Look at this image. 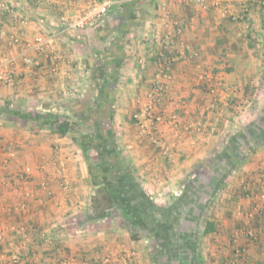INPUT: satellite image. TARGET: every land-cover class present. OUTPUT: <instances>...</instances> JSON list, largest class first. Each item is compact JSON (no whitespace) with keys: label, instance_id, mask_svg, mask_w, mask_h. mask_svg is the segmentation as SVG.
<instances>
[{"label":"crops","instance_id":"obj_1","mask_svg":"<svg viewBox=\"0 0 264 264\" xmlns=\"http://www.w3.org/2000/svg\"><path fill=\"white\" fill-rule=\"evenodd\" d=\"M112 1L101 22L73 31L68 25L92 0H0V72L14 76L0 82V109L56 116L63 103H98L101 89L90 76L107 40L104 69L120 72L117 124L137 111L146 119L158 76L164 87L163 141L152 145L130 126L125 152L153 197L183 189L188 205L173 204L171 217L144 237L120 216L94 219L78 143L0 114V264H264L260 0H165L182 27L178 41L160 0Z\"/></svg>","mask_w":264,"mask_h":264},{"label":"rangeland","instance_id":"obj_2","mask_svg":"<svg viewBox=\"0 0 264 264\" xmlns=\"http://www.w3.org/2000/svg\"><path fill=\"white\" fill-rule=\"evenodd\" d=\"M163 1H165V0H163ZM260 2H261V0H260ZM228 17L232 18V16H230V14L228 15ZM107 49H108V41L105 40L103 45H100V51L98 52L97 61H95L97 64H95V69L91 73L90 77L95 82V84H97L96 86H100L101 90L104 88L103 85H101V81H103V83L104 82L105 83L110 82L112 85L109 86V92H112V93L116 92V94H117V92L120 91V86H118V84L120 82V81L118 82L120 72H119V69L114 70L112 68H111L110 74H107L108 72L105 71L104 68H105V65L107 63L106 62V60H107L106 59ZM113 71H115V72H113ZM3 73H10V72L4 71ZM10 79H11V83H12L13 79H14V76L12 74H10ZM155 79H156V77H155ZM159 80L160 79L158 76L156 81H159ZM0 82H2V81L0 80ZM11 83H9V84H11ZM151 89L152 90L155 89L154 86L150 87V90ZM84 93H85V91H84ZM151 93H152L151 91H148V94L146 96V100L144 101V105H143L144 115H146V119L139 118L138 117L139 111L136 110L137 111V112H135L136 117H134L133 116L134 114L132 113L131 114L132 116H130V119L123 121V122L128 121V123L126 125L123 124V125H125L124 127L122 126V124H117L118 120H116V122H115V118L113 117L114 110L116 111V109L118 108L119 98L114 99L112 107H111L113 112L110 116H109L107 111H104V112L102 111L103 114H102V112L95 111L96 106H97V108H102V107L104 108L102 99L98 103H95L96 100L86 102V103L82 104L83 105L82 108L80 106H76V105H78L76 102H73V103L69 102L68 104L63 103L64 104L63 106H65L64 109H62L60 112H54V113H56L55 117H57V118L69 119L70 121H75L78 123V126L75 127L74 133L68 135V137L70 139H73V138L79 139L81 135H85L86 137L91 136L90 140H92L95 136L93 134H97V132H98V131H96L99 127L97 125V122H100V120H98L99 116H97V115H101L100 117H102V119H105L104 120V121H106L105 124H103L101 126L102 129H106L107 133L110 134V136L113 140V143L116 145V148H119L118 150H119L120 154L123 156L124 159H126L128 166L131 169H133V171H130L128 173L131 175V177L134 178V180H135L134 183H136L132 188H135L136 189V190L134 189L135 191H137V190L143 191L144 194L149 198L150 203L152 205H156L158 208H160V210H159V212H161L160 214L159 213L152 214L151 212H148V215L151 214L150 215L151 219H150V221H148L149 223H147L146 225H143L142 230H140V235L142 234L143 237L146 234L149 236V234L152 233L151 231L147 230L149 225L151 227V224L154 222H157V221H164L165 222V220H167L168 217L169 218L171 217L172 212H170V211H171V207L173 206V204L178 203V204L183 205V206L188 205V195L186 193L187 191L183 190V189H182L183 196L181 194L179 197H176V196H172V194H170L169 197H163L162 198L159 195L156 198L153 197V195H151V193L146 189V187L143 186V182L141 180V177L139 176V170L132 164L128 152L126 153L125 152L126 150L123 147L125 145L124 142L127 141L126 132L130 131V126L133 127L132 132L134 134L138 135L139 133L140 134L143 133L145 135V137L147 136L146 137L147 140L150 143H152V145L153 144L155 145L158 142L161 144V141H163L157 132V125H159L157 123H159L163 118V116L161 114V110H162L161 108H163V105H161V101H160L161 94L159 95V97H155L154 96L155 94H153L155 92H153L152 96L150 97L149 94H151ZM115 102H116V104H115ZM50 113H53V112L50 111ZM108 116H109V118H108ZM262 119L264 120V118H261L259 120H262ZM174 120H175V118H174ZM170 122L172 123V125L178 126V124L173 122V119H170ZM121 127L126 128V130H124L125 131L124 133L119 132V128H121ZM102 140L107 143L106 137L104 136V134H102ZM109 141L111 142V140H109ZM103 145H105V144H103ZM103 145H102V147L99 148L101 151L100 154L97 155V152L94 149H92L93 144L91 143V141L85 142V146H88L87 147L88 154L85 152H84L85 154L82 153L81 150H80V152H81V156L84 160L83 162L87 165L86 166L87 168L89 166H92V165L102 164L104 162L109 161V159H111L110 157H112V156L110 154L111 152H109L110 150H108L109 148H107V146H103ZM121 147H123V148H121ZM162 149L164 151H166V153H167V150L165 147ZM158 152L163 156L165 155V154H162L163 151H161L162 153L160 151H158ZM108 155H110V156H108ZM96 170H97V168L95 167L91 171L95 175V181H96V185L95 186L92 185V187H91V193H93L94 196L101 197L103 195V192H104V189L106 186H104L100 183V180H99L101 178L100 169H98V172ZM87 172H88V178H89L90 177L89 176L90 175L89 168H88ZM113 175L114 174H112V178L114 179V177L116 175H114V176ZM89 181H90V178H89ZM90 183H91V181H90ZM149 184L151 185V183H149ZM108 188H110V186H108ZM112 189H113V186H112ZM114 190L117 191L116 188H114ZM153 190H155V188H153ZM154 195H157V194H154ZM202 199L203 198H200L199 201L202 202ZM140 201L141 200L136 201V203H139L138 204L139 206L137 205L138 206L137 207L138 212H140V211L147 212L148 208L145 207L146 202L140 203ZM110 213L113 216H118V217L120 216L121 220L123 221L122 213L117 207H115ZM162 215H164V216H162ZM181 218H179V219H181ZM135 232H139V231L135 230ZM150 237L152 238V236H150ZM153 238H154V236H153ZM157 250H158V252L160 251L159 249H157Z\"/></svg>","mask_w":264,"mask_h":264},{"label":"trees","instance_id":"obj_3","mask_svg":"<svg viewBox=\"0 0 264 264\" xmlns=\"http://www.w3.org/2000/svg\"><path fill=\"white\" fill-rule=\"evenodd\" d=\"M117 49H115V53H114L115 57H113L114 60H118L117 58H119L118 54H116L119 51V49L118 50ZM100 95L102 100H104L103 112L107 111L110 116L113 112L111 109L113 104V99H112L113 93L109 92V86L105 85L104 88L101 90ZM0 114L1 115L4 114L8 116H17V117L20 116L25 119L34 120L36 123H38L39 126H45L48 129H51L54 132H56L59 136L73 134L75 131V127L78 126V123L75 121H70L69 119H60L55 117L54 115H47V116H42L39 114L17 115L16 113H13L11 110L5 107L0 109ZM97 116H99L98 120H100L101 122V123L97 122V125L100 128L98 127V129L96 130L98 131L97 134H93L95 136L92 140H90L91 136L86 137L85 135H81L79 139L77 138L72 139L73 141L78 143L82 153L85 152L88 154L87 151L88 146H85V142L87 141H91V143L93 144L92 149H94L97 152V155L100 154L101 151L99 148L102 147L103 144H105L103 146H107V148H109L108 150H110L109 152H111L110 154L112 157H110L111 159H109V161L88 167L90 172L89 178L91 181V185L93 186L96 185L95 175L91 172L93 168L96 167L97 168L96 171L98 172V169H100L101 172L100 173L101 178L99 179L100 183L106 186L103 195L101 197H97L93 195L91 198L92 217L94 219L105 218L106 216H108V214H110V212L115 207H117L122 213V219L124 223H126L129 226V228L142 227L143 225L149 223L148 221H150L151 219L150 216L151 214L148 215V212H151L152 214L154 213L160 214L161 213L159 212L160 208H158L156 205H152L149 201V198L144 194L143 191L141 190L135 191L136 189L132 188L136 183H134L135 182L134 178L131 177V175L128 173L130 171H133V169H131L128 166L126 159L123 158L119 150L116 148V145L113 143L110 134L107 133L106 129H102L101 126L106 122L104 121L105 119H102V117H100L101 115H97ZM102 134H104V136L106 137L107 143L102 140ZM109 140H111V142ZM112 174L116 175L114 179L112 178ZM108 186H110V188H108ZM114 188H116L118 192L115 191ZM137 200H141L140 203L146 202L145 207L148 208L147 212L145 211L138 212L137 207L139 206L138 205L139 203H136ZM90 218L91 217H89V220Z\"/></svg>","mask_w":264,"mask_h":264},{"label":"built area","instance_id":"obj_4","mask_svg":"<svg viewBox=\"0 0 264 264\" xmlns=\"http://www.w3.org/2000/svg\"><path fill=\"white\" fill-rule=\"evenodd\" d=\"M160 1H161L160 2V9L164 13L165 18L168 19L169 22H171L172 29L174 31V37L178 41V39L180 38V35L183 32L182 27L178 21L170 19V15H169L168 9H167V3L163 0H160ZM194 1L199 5H203V4H205V2L207 0H194ZM216 2H218V1L213 0V3L216 4ZM260 4L262 7H264V0H261ZM112 5H113L112 0H92V2L89 3L88 7L84 11L83 15L80 18H78L76 21H74L68 25V30L75 31L77 29L83 28L86 24H90L92 22H101L106 17V15L108 14ZM172 36H173V34H172ZM173 40H174V38H173ZM12 41L14 43H17L18 38L16 36H13ZM174 42H176V41L174 40ZM37 43H38V41H37ZM40 46L44 47L43 45H40ZM10 74L11 73L0 72V80L6 84L11 83ZM154 88L155 89H153V92H155V93H153V94H155L154 95L155 97H159V95L164 92L163 85L158 81L155 83ZM149 96L151 97L152 93L149 94ZM28 171H29V168L25 169L26 173Z\"/></svg>","mask_w":264,"mask_h":264}]
</instances>
